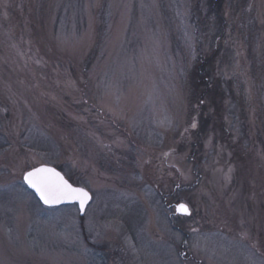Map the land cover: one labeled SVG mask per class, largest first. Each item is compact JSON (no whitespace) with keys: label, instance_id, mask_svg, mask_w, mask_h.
Returning <instances> with one entry per match:
<instances>
[{"label":"rangeland","instance_id":"rangeland-1","mask_svg":"<svg viewBox=\"0 0 264 264\" xmlns=\"http://www.w3.org/2000/svg\"><path fill=\"white\" fill-rule=\"evenodd\" d=\"M0 264H264V0H0Z\"/></svg>","mask_w":264,"mask_h":264},{"label":"snow or ice","instance_id":"snow-or-ice-1","mask_svg":"<svg viewBox=\"0 0 264 264\" xmlns=\"http://www.w3.org/2000/svg\"><path fill=\"white\" fill-rule=\"evenodd\" d=\"M25 181L40 195L45 204H55L62 200H77L83 207L90 199L89 193L83 188H75L52 168L40 167L28 172ZM185 214L188 209L185 205L179 206Z\"/></svg>","mask_w":264,"mask_h":264},{"label":"water","instance_id":"water-1","mask_svg":"<svg viewBox=\"0 0 264 264\" xmlns=\"http://www.w3.org/2000/svg\"><path fill=\"white\" fill-rule=\"evenodd\" d=\"M40 167H47V168H52V169H54L56 172H58L64 179H65V177L58 171V170H56L55 168H53V167H50V166H39V167H37V168H40ZM34 169H36V168H34ZM33 170V169H32ZM32 170H30V171H32ZM30 171H28V172H30ZM28 172H26L25 174H24V176H23V182H24V184L26 185V188L29 190V191H31L34 195H35V197L37 198V200L40 202V204H42L43 206H45V207H49V208H55V207H60V206H65V205H72V204H76L77 205V207H78V210H79V214H80V216H83V214H84V212H85V210H86V208H87V205L90 203V201H91V194L89 193V197H90V199H88L85 203H84V205H83V207L81 206V204H80V202L79 201H77V200H62V201H60V202H58V203H55V204H51V205H49V204H45L44 202H43V200H41V198H40V195L35 191V189H33L32 187H30L29 186V184L25 181V179H24V177H25V175L28 173ZM66 180V179H65ZM69 183V182H68ZM72 185V184H71ZM73 186V185H72ZM73 187H75V188H80V187H76V186H73ZM84 189V188H83ZM182 203H180V204H178L177 206H175V212L177 213V214H179V215H189V208L185 205V204H183V205H185L186 207H187V209H188V213L187 214H185L184 212H182L181 210H180V208H179V206L181 205Z\"/></svg>","mask_w":264,"mask_h":264},{"label":"trees","instance_id":"trees-1","mask_svg":"<svg viewBox=\"0 0 264 264\" xmlns=\"http://www.w3.org/2000/svg\"><path fill=\"white\" fill-rule=\"evenodd\" d=\"M200 70H201V67H200ZM198 85H199V84H198ZM198 87H199V86H198ZM208 92H209V93H215V94H217V92H216L215 90H208L207 93H208ZM201 93H202V92H200L199 95H198L197 97H200V98H201V96H202Z\"/></svg>","mask_w":264,"mask_h":264}]
</instances>
